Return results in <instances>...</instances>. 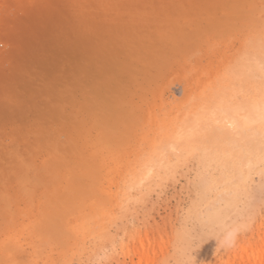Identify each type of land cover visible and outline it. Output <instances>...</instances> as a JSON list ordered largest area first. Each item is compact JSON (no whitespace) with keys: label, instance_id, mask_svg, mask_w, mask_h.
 Instances as JSON below:
<instances>
[{"label":"rangeland","instance_id":"374dc122","mask_svg":"<svg viewBox=\"0 0 264 264\" xmlns=\"http://www.w3.org/2000/svg\"><path fill=\"white\" fill-rule=\"evenodd\" d=\"M263 29L264 0H0V264H228L259 249L264 143L207 191L210 143L182 148L179 123L242 58L264 62Z\"/></svg>","mask_w":264,"mask_h":264},{"label":"bare ground","instance_id":"6f19581e","mask_svg":"<svg viewBox=\"0 0 264 264\" xmlns=\"http://www.w3.org/2000/svg\"><path fill=\"white\" fill-rule=\"evenodd\" d=\"M262 35L264 37V29ZM261 46L264 51V45ZM261 55L264 56V53ZM244 61L249 62L243 71L236 68L218 81L213 79L210 89L204 90L200 98L183 107L181 114L183 123L179 125L185 136L181 147L189 148L194 136L204 137L210 143L199 159L206 169L209 165L216 168L210 173L207 191L215 189V182L220 183L224 190L235 171L241 170V160L262 155L259 144L264 143V125L247 130L243 128V123L264 118V62L256 61L249 54L242 58L243 64ZM237 96L239 100H235ZM91 173L92 170H88V174ZM59 222V217L52 219L51 228ZM32 225L40 233L38 238L44 239L40 223L33 221ZM238 248L242 254L238 256L235 252L228 264H234L236 259H239L238 264H264V237L259 249L244 243Z\"/></svg>","mask_w":264,"mask_h":264},{"label":"clouds","instance_id":"9594fccd","mask_svg":"<svg viewBox=\"0 0 264 264\" xmlns=\"http://www.w3.org/2000/svg\"><path fill=\"white\" fill-rule=\"evenodd\" d=\"M223 243L225 246L227 247H231L235 244V236L231 235V236H227L224 238Z\"/></svg>","mask_w":264,"mask_h":264},{"label":"crops","instance_id":"0c3cea01","mask_svg":"<svg viewBox=\"0 0 264 264\" xmlns=\"http://www.w3.org/2000/svg\"><path fill=\"white\" fill-rule=\"evenodd\" d=\"M10 75H13L12 73Z\"/></svg>","mask_w":264,"mask_h":264}]
</instances>
